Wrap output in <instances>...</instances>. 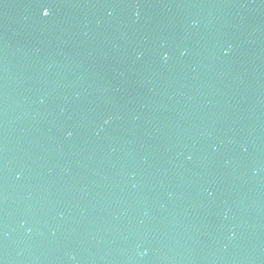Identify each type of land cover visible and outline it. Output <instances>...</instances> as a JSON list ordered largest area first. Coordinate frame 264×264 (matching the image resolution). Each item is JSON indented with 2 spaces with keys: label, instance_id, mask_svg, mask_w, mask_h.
<instances>
[{
  "label": "water",
  "instance_id": "1",
  "mask_svg": "<svg viewBox=\"0 0 264 264\" xmlns=\"http://www.w3.org/2000/svg\"><path fill=\"white\" fill-rule=\"evenodd\" d=\"M0 264H264V0H0Z\"/></svg>",
  "mask_w": 264,
  "mask_h": 264
},
{
  "label": "clouds",
  "instance_id": "2",
  "mask_svg": "<svg viewBox=\"0 0 264 264\" xmlns=\"http://www.w3.org/2000/svg\"><path fill=\"white\" fill-rule=\"evenodd\" d=\"M47 10H45V13H46Z\"/></svg>",
  "mask_w": 264,
  "mask_h": 264
},
{
  "label": "snow or ice",
  "instance_id": "3",
  "mask_svg": "<svg viewBox=\"0 0 264 264\" xmlns=\"http://www.w3.org/2000/svg\"><path fill=\"white\" fill-rule=\"evenodd\" d=\"M45 14H47V13H45Z\"/></svg>",
  "mask_w": 264,
  "mask_h": 264
}]
</instances>
